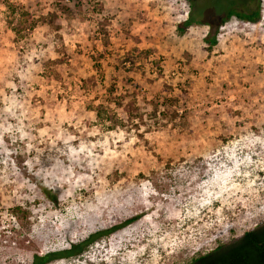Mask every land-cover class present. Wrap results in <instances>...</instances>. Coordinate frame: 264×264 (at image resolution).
I'll list each match as a JSON object with an SVG mask.
<instances>
[{"label":"rangeland","instance_id":"obj_1","mask_svg":"<svg viewBox=\"0 0 264 264\" xmlns=\"http://www.w3.org/2000/svg\"><path fill=\"white\" fill-rule=\"evenodd\" d=\"M11 4L31 16L20 42ZM245 8L259 20H225L209 51L202 23ZM262 15L264 0H0V264L129 219L49 264H188L262 222Z\"/></svg>","mask_w":264,"mask_h":264},{"label":"trees","instance_id":"obj_2","mask_svg":"<svg viewBox=\"0 0 264 264\" xmlns=\"http://www.w3.org/2000/svg\"><path fill=\"white\" fill-rule=\"evenodd\" d=\"M7 9L8 11L5 13L6 21L10 26L12 34L14 35L15 42H20L23 38L22 32L25 30V24L28 23L31 16L16 4L8 5ZM20 9L22 11L21 13ZM192 16L196 17L197 15H189L183 23H179L176 26L178 34H182L191 25L202 22ZM232 16L241 21L251 23H256L259 20V13L257 9L248 11L247 8H245L241 11L232 9L228 10L226 15L221 17L215 26H210L208 23H202L206 24L208 27V32L204 36V42L208 45L209 51L217 44L216 32L218 27H220L225 20L231 18ZM123 61L129 62L131 65L134 64L132 57L125 58ZM102 110L103 109L100 108L96 111V117L103 123L104 118L101 115ZM133 220L134 219H129L117 227H111L94 232L82 241L70 245L68 249L47 252L41 255L35 254L32 257L31 264H49L54 260L80 258L87 252L90 245H94L102 242L104 239H108L112 233L131 223ZM188 264H264V220L258 223L251 230L242 233L230 242L219 244L209 252L191 258Z\"/></svg>","mask_w":264,"mask_h":264},{"label":"built area","instance_id":"obj_3","mask_svg":"<svg viewBox=\"0 0 264 264\" xmlns=\"http://www.w3.org/2000/svg\"><path fill=\"white\" fill-rule=\"evenodd\" d=\"M264 16L262 15V18H263ZM208 28V27H207Z\"/></svg>","mask_w":264,"mask_h":264}]
</instances>
